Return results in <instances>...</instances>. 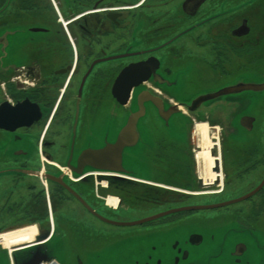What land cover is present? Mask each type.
<instances>
[{
	"label": "flooded vegetation",
	"instance_id": "flooded-vegetation-1",
	"mask_svg": "<svg viewBox=\"0 0 264 264\" xmlns=\"http://www.w3.org/2000/svg\"><path fill=\"white\" fill-rule=\"evenodd\" d=\"M139 92L164 109L146 100L138 117L139 150L124 156L137 175L76 172L84 148L117 139ZM197 126H209L213 180L198 172ZM143 204L162 208L117 217ZM182 205L209 206L128 225L90 210L135 220ZM76 207L150 227L100 231ZM5 221L0 264H264V0H0ZM32 226L26 244L1 237Z\"/></svg>",
	"mask_w": 264,
	"mask_h": 264
},
{
	"label": "water",
	"instance_id": "water-1",
	"mask_svg": "<svg viewBox=\"0 0 264 264\" xmlns=\"http://www.w3.org/2000/svg\"><path fill=\"white\" fill-rule=\"evenodd\" d=\"M123 74L124 72H122L120 77L117 79L115 83V89H116V93L119 95V100L122 103H126L128 101V96L132 88L135 85L130 84V85H127L125 89H122L123 84L121 83V78ZM150 99L159 107V109L162 112V110L164 109V106L160 100H157L156 98H153L152 96H148L142 92H139L138 102H137L138 108L131 113L129 120L126 123V126L123 128V130H121L117 139L114 142L106 141L105 144L99 147L84 148L79 154L78 159H77L78 167L72 166L74 170L78 173H82L85 171V167L90 166L92 168L100 169V170L115 171L118 173L121 172V173H126L129 175L135 174V170L133 168L135 165L133 162L129 164L128 166L129 168L124 166V156L126 153L128 155H131V154L133 155L135 151L139 150V148L137 147L138 132L136 131V124H137L138 117L141 114L143 115L145 112V109H146L145 101L150 100ZM161 114L165 118L167 117L164 113H161ZM212 153L214 155L215 151H212ZM254 192L255 190H252L251 192L247 193L244 196L234 197L227 201L220 202L217 205H223V204L236 202L238 200L248 197ZM84 202L86 203V201ZM208 206L209 205H182V206L174 207V208L161 211V212L152 214L150 216H146V217L135 219V220H116V219L106 217L92 208L90 210H92L94 214H96L97 216H99L105 221L115 223V224H120V225H128V224L142 223L144 221L157 218L166 213H171V212L186 210V209H193L196 207H208ZM45 236L46 235H39L38 238L40 239Z\"/></svg>",
	"mask_w": 264,
	"mask_h": 264
},
{
	"label": "bare ground",
	"instance_id": "bare-ground-1",
	"mask_svg": "<svg viewBox=\"0 0 264 264\" xmlns=\"http://www.w3.org/2000/svg\"><path fill=\"white\" fill-rule=\"evenodd\" d=\"M209 132V126H197V133L200 137L198 140L200 143V149L197 151L196 157L198 162L205 166L204 169H202V177L213 180L216 176V172H213L212 166L214 165L216 157L211 152L213 141ZM109 201H113L117 204L115 198H109ZM37 232L38 229L35 228V226H32L20 228L16 231H10L1 235V237L7 246H20L32 241L36 237Z\"/></svg>",
	"mask_w": 264,
	"mask_h": 264
},
{
	"label": "rangeland",
	"instance_id": "rangeland-1",
	"mask_svg": "<svg viewBox=\"0 0 264 264\" xmlns=\"http://www.w3.org/2000/svg\"><path fill=\"white\" fill-rule=\"evenodd\" d=\"M198 149H200V148H196V150L194 151V158L195 159H196V154H197ZM202 169H204L203 164L200 163V165H199V163H198V172L200 173V170L202 171ZM76 208H77L78 212L75 214V216L80 217V218L90 222L92 224L93 228L98 229L100 231H110V232H114V231L119 232L122 230L123 231H127V230L133 231V230L138 229V227H141V225H139V226H134L135 228H117V226L110 225V224H107L101 220L93 218L92 216L88 215L86 213V211L79 209V207H76ZM161 208H162V206L156 205V204H154V205L153 204H143L142 206H135V207H132L129 209L119 210L117 212V217H119L121 219L137 218V217L149 214L151 212L157 211ZM20 215L22 216V214H20ZM5 216H8V215H5ZM11 221H12V219H11ZM158 222H160V221L152 222L150 225L157 224ZM7 224L8 223L5 221V222L1 223L0 225H1V227H3L4 225H7ZM142 227L145 228V227H150V226L144 225ZM145 246H146V241L145 242L143 241V244L141 247H145Z\"/></svg>",
	"mask_w": 264,
	"mask_h": 264
},
{
	"label": "trees",
	"instance_id": "trees-1",
	"mask_svg": "<svg viewBox=\"0 0 264 264\" xmlns=\"http://www.w3.org/2000/svg\"><path fill=\"white\" fill-rule=\"evenodd\" d=\"M142 190L145 192L144 193L145 195H148L149 196L150 199H153V200L156 199L155 194L153 195L152 192H151V190H147L148 194H146V191H145L144 188Z\"/></svg>",
	"mask_w": 264,
	"mask_h": 264
},
{
	"label": "built area",
	"instance_id": "built-area-1",
	"mask_svg": "<svg viewBox=\"0 0 264 264\" xmlns=\"http://www.w3.org/2000/svg\"><path fill=\"white\" fill-rule=\"evenodd\" d=\"M107 201H108V200H107ZM108 203H110V202H108ZM110 204L114 205L113 203H110Z\"/></svg>",
	"mask_w": 264,
	"mask_h": 264
}]
</instances>
